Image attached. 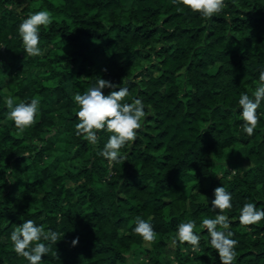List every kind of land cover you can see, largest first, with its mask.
Returning <instances> with one entry per match:
<instances>
[{
  "label": "trees",
  "instance_id": "trees-1",
  "mask_svg": "<svg viewBox=\"0 0 264 264\" xmlns=\"http://www.w3.org/2000/svg\"><path fill=\"white\" fill-rule=\"evenodd\" d=\"M39 7L54 19L41 29L44 53L27 56L17 24ZM0 44V264H27L9 233L29 217L62 236L40 264H222L200 224L216 215L220 183L233 193L224 211L239 240L234 264H264V219L238 220L245 199L264 207V102L252 135L238 107L240 92L260 82L264 0H227L210 19L173 0H0ZM98 75L130 81L124 99L142 96L153 113L111 164L75 134L72 94ZM7 93L40 98L33 125L19 130L4 115ZM98 131L102 146L108 133ZM225 159L237 171L224 168L221 180ZM137 215L152 219L156 240L131 231ZM180 219L197 222V248L172 243ZM135 246L148 258L133 259Z\"/></svg>",
  "mask_w": 264,
  "mask_h": 264
},
{
  "label": "clouds",
  "instance_id": "clouds-1",
  "mask_svg": "<svg viewBox=\"0 0 264 264\" xmlns=\"http://www.w3.org/2000/svg\"><path fill=\"white\" fill-rule=\"evenodd\" d=\"M186 11L198 13L205 18H212L215 13L221 12L227 5V0H173ZM11 7V5H9ZM54 14L46 7H39L27 12L19 20L17 31L27 56L42 55L45 49L41 46V29L47 30L52 23ZM4 45V44H0ZM2 63V61H0ZM105 71L107 68L105 67ZM259 83L251 90H242L238 97L239 117L244 133L252 135L261 113L258 111L264 102V65L258 69ZM130 81H115L98 75L82 91L72 94L76 105L75 123L76 135L83 137L92 145L97 146V154L105 157L109 164L124 160L127 157L122 148L135 140L144 125V120L152 113L151 105H146L142 96H129ZM109 91L105 92V87ZM5 105L4 115L14 123L19 130L33 125L41 111V100L38 96L21 98L12 93L3 96ZM103 129L107 134L100 146V133ZM206 203L209 204L207 198ZM211 208L216 210L215 216L205 215L200 224L205 226L209 236L208 245L216 250L222 264H234L237 256L235 231L229 226L231 220L225 209L233 208V193L223 183L217 184L212 191ZM264 219V207H259L254 199H245L239 206L238 220L242 225L249 226ZM194 219H180L172 234L173 244L191 245L193 249L199 246L201 233L196 231ZM220 225V227H218ZM131 231L140 235L143 241L151 242L157 239L156 229L152 219L137 215L131 226ZM61 233L54 228L38 223L33 218L22 219L9 233L11 247L17 255L23 256L27 264H40L50 250L52 242L61 238ZM78 236L72 238L76 244ZM185 248L183 251H187Z\"/></svg>",
  "mask_w": 264,
  "mask_h": 264
},
{
  "label": "rangeland",
  "instance_id": "rangeland-1",
  "mask_svg": "<svg viewBox=\"0 0 264 264\" xmlns=\"http://www.w3.org/2000/svg\"><path fill=\"white\" fill-rule=\"evenodd\" d=\"M234 148H237V146H235ZM226 160V159H225ZM224 168L230 169V173H235L237 171V167L233 165V162L226 160L225 163L223 165H221V167H218V177L222 180L224 178ZM229 174V173H228ZM205 186H209V184L211 183L210 178H207L205 181ZM104 184V182L100 179H97L95 182L96 186H102ZM185 249V248H184ZM149 256V251L147 250H143V248L141 249L140 247L135 246L133 248V252H132V258L133 259H144V258H148ZM161 258L168 259V260H174V253H163L161 255Z\"/></svg>",
  "mask_w": 264,
  "mask_h": 264
}]
</instances>
